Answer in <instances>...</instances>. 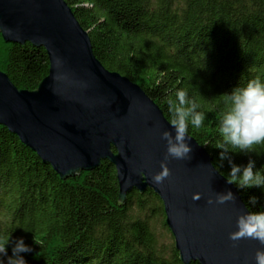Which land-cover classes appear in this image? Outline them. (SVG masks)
<instances>
[{"label": "trees", "instance_id": "16d2710c", "mask_svg": "<svg viewBox=\"0 0 264 264\" xmlns=\"http://www.w3.org/2000/svg\"><path fill=\"white\" fill-rule=\"evenodd\" d=\"M63 1L88 34L96 60L137 85L167 121V98L175 99L178 89L196 100L206 120L200 128L189 124V135L227 181L231 169L218 149L227 108L220 96L255 78L264 82V0ZM48 70L43 49L6 45L0 37V71L18 90L35 91ZM225 147L236 165L253 160L255 170L264 168V143L247 153ZM232 185L248 211H264V188ZM157 220L170 237L167 250L157 241ZM9 235L32 248L21 253L26 264H180L153 192L133 191L121 206L109 163L61 180L0 126V237Z\"/></svg>", "mask_w": 264, "mask_h": 264}, {"label": "water", "instance_id": "95a60500", "mask_svg": "<svg viewBox=\"0 0 264 264\" xmlns=\"http://www.w3.org/2000/svg\"><path fill=\"white\" fill-rule=\"evenodd\" d=\"M0 37L6 45L43 49L49 70L32 92L18 90L0 71V126L61 179L115 170L118 203L135 191L160 200L180 264H255L256 240H229L237 215L247 212L237 191L193 139L189 160H171L163 187L152 183L173 131L160 109L127 78L96 60L88 34L63 0H0ZM231 191L235 203L208 205ZM200 193L199 201L192 199Z\"/></svg>", "mask_w": 264, "mask_h": 264}, {"label": "clouds", "instance_id": "9594fccd", "mask_svg": "<svg viewBox=\"0 0 264 264\" xmlns=\"http://www.w3.org/2000/svg\"><path fill=\"white\" fill-rule=\"evenodd\" d=\"M226 110L222 113L218 131L222 142L218 149H221L219 159L227 160L231 169L227 182L235 184L241 189L253 187L264 188V168L255 170V161L249 160L246 165H236L232 162L227 146L247 153L252 146L264 143V82L259 78L249 80L243 87H237L231 93L222 94ZM170 119L168 124L174 130H164L160 138L166 142V152L164 160L160 163V171L151 176L153 184L163 187L164 182L171 175L168 163L171 160H189L192 151L188 140L189 124L195 128L204 125L206 115L199 111V105L194 98H189L188 92L178 89L175 92V99L167 98ZM202 198L200 193L193 195L194 201ZM235 196L231 191L216 193L215 199L209 198L208 205H224L228 202L235 203ZM249 203L255 205L256 197H250ZM236 231L229 233V240L233 242V247L237 246L240 240H256L262 246L255 252V264H264V211H247L237 215ZM0 264H5L4 257H7L6 264H26V260L21 253H30L32 248L27 246L23 238L11 241V237H0ZM12 243V255L8 256L7 246Z\"/></svg>", "mask_w": 264, "mask_h": 264}, {"label": "rangeland", "instance_id": "374dc122", "mask_svg": "<svg viewBox=\"0 0 264 264\" xmlns=\"http://www.w3.org/2000/svg\"><path fill=\"white\" fill-rule=\"evenodd\" d=\"M161 225L162 221L157 220L153 223V228L159 245L163 248V250H167L171 245V241L169 235L162 229Z\"/></svg>", "mask_w": 264, "mask_h": 264}]
</instances>
